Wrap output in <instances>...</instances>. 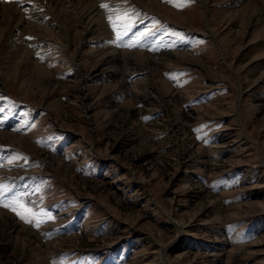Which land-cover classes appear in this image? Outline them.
Instances as JSON below:
<instances>
[{"label": "rangeland", "instance_id": "374dc122", "mask_svg": "<svg viewBox=\"0 0 264 264\" xmlns=\"http://www.w3.org/2000/svg\"><path fill=\"white\" fill-rule=\"evenodd\" d=\"M178 2L0 0V264H264V0Z\"/></svg>", "mask_w": 264, "mask_h": 264}, {"label": "bare ground", "instance_id": "6f19581e", "mask_svg": "<svg viewBox=\"0 0 264 264\" xmlns=\"http://www.w3.org/2000/svg\"><path fill=\"white\" fill-rule=\"evenodd\" d=\"M237 1V0H236ZM239 1V0H238ZM1 4V3H0ZM21 4H23V3H21ZM17 8V7H16ZM91 10H88L87 11V16H90V19H91V21H93L94 23H95V21H96V19H95V17L96 16H98V10H97V7L95 6H93L92 8H90ZM8 10H10V9H8ZM14 10H15V8H14ZM19 10V9H18ZM16 12V11H15ZM2 13V11L0 12V14ZM8 15H9V17H10V19H13L14 18V12L13 11H8ZM36 15V14H35ZM20 26H21V24H16L14 27H13V29L15 30V32L16 31H19V28H20ZM95 31V28L93 27V26H91V27H89V28H85V31H84V37L86 38V41H90L92 38H87L90 34H92L93 32ZM12 43H15V42H18L19 41V38H20V34H19V32H18V34H12ZM16 36H18L17 38H16ZM87 36V37H86ZM104 39V38H103ZM21 40V39H20ZM116 52V51H115ZM140 54H142V55H144L146 58H149L150 56L149 55H146L145 53H143V52H139ZM109 54V53H108ZM115 54V53H114ZM129 59V58H128ZM126 62V60L123 58V59H121V58H119L118 56H115V55H113V53L111 54H109L108 55V57H106L105 59H103V62L102 63H100L99 64V66H101V65H106V64H108V65H110L109 67H114V66H118L117 65V63H119V62ZM135 63V62H134ZM137 64V63H136ZM98 66V69L100 68ZM106 67V66H105ZM109 67L106 69V68H104V69H100V70H103L102 71V73H98L97 74V76H101V75H103V74H111V70H113V69H109ZM96 71H97V68L95 69ZM107 70V71H106ZM115 71V70H114ZM3 135V134H2ZM1 139H2V137H1V134H0V142L1 143H3L2 141H1ZM3 139H5V138H3ZM4 141V140H3ZM16 223V222H15ZM23 226V225H22Z\"/></svg>", "mask_w": 264, "mask_h": 264}, {"label": "snow or ice", "instance_id": "6c2138e0", "mask_svg": "<svg viewBox=\"0 0 264 264\" xmlns=\"http://www.w3.org/2000/svg\"><path fill=\"white\" fill-rule=\"evenodd\" d=\"M168 2L173 3L174 0H168ZM190 2H191V0H180V2H178V3H174V6H176V7H183V6H186V4H187V3H190ZM101 7L108 8L109 6H108L107 4H102ZM119 19H121V20H123V21H128V20H130V16H129L127 13H125V14H124L122 17H120ZM109 21H110V23H113L112 17H109ZM113 28H114V31H116V25H115V23H113ZM126 33H127V28L125 29V34H126ZM143 35H144V34L142 33V34H141V37H142ZM29 39H31V37H29ZM121 39H122V37H121L120 33L117 31L116 41H114V42H118V41H120ZM0 191H3V187H2V186H0ZM17 203H18V207H19V209L23 210V211L26 212V213L33 214V215H34V213L31 212V209H28L24 204H21V203H19V202H17ZM2 206H4V207H10L11 210L14 211V212H16L17 215H20L22 219L25 218V216L21 214V211H18L16 207H11V206L8 205V204H4V205H2ZM28 222H31V221H28ZM37 226H39V225L37 224Z\"/></svg>", "mask_w": 264, "mask_h": 264}]
</instances>
